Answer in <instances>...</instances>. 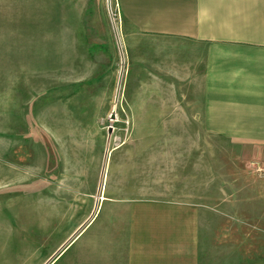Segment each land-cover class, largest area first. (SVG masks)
Masks as SVG:
<instances>
[{"label": "rangeland", "instance_id": "rangeland-1", "mask_svg": "<svg viewBox=\"0 0 264 264\" xmlns=\"http://www.w3.org/2000/svg\"><path fill=\"white\" fill-rule=\"evenodd\" d=\"M160 48L115 0H0V264H37L140 201L250 215L253 148L199 128Z\"/></svg>", "mask_w": 264, "mask_h": 264}, {"label": "crops", "instance_id": "crops-1", "mask_svg": "<svg viewBox=\"0 0 264 264\" xmlns=\"http://www.w3.org/2000/svg\"><path fill=\"white\" fill-rule=\"evenodd\" d=\"M115 2L132 33L172 48L174 92L196 100L199 128L253 148L263 173L244 200L250 215L236 201L234 217L218 220L191 204L130 203L121 222L55 238L37 264H264V0ZM95 223L108 229L87 235Z\"/></svg>", "mask_w": 264, "mask_h": 264}, {"label": "water", "instance_id": "water-1", "mask_svg": "<svg viewBox=\"0 0 264 264\" xmlns=\"http://www.w3.org/2000/svg\"><path fill=\"white\" fill-rule=\"evenodd\" d=\"M110 117H112V116H110Z\"/></svg>", "mask_w": 264, "mask_h": 264}]
</instances>
